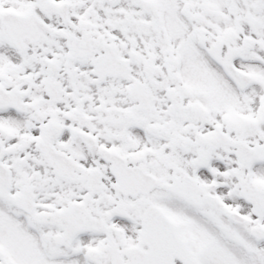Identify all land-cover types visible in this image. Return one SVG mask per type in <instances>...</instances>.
<instances>
[{"label": "snow or ice", "instance_id": "obj_1", "mask_svg": "<svg viewBox=\"0 0 264 264\" xmlns=\"http://www.w3.org/2000/svg\"><path fill=\"white\" fill-rule=\"evenodd\" d=\"M0 264H264V0H0Z\"/></svg>", "mask_w": 264, "mask_h": 264}]
</instances>
